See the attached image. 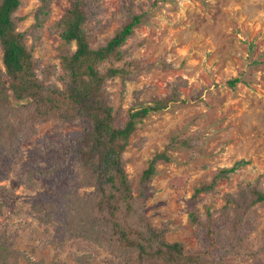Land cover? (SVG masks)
Masks as SVG:
<instances>
[{"label":"rangeland","instance_id":"374dc122","mask_svg":"<svg viewBox=\"0 0 264 264\" xmlns=\"http://www.w3.org/2000/svg\"><path fill=\"white\" fill-rule=\"evenodd\" d=\"M70 1L21 0L15 14L23 18L18 30L24 31L41 8L39 37H29L26 45L33 46L35 76L49 87L48 95L54 87L65 90L60 56L76 50L75 42L64 45L54 33ZM88 9L86 35L93 49L104 46L133 15L141 17L119 49L123 57L109 65L129 73L112 76L101 87L113 107V126L122 127L131 111L170 100L166 108L143 116L129 137L122 159L132 196L114 220L132 223L143 215L153 227L168 230V243H181L188 254L202 253L207 241L200 240L189 211L219 218L228 194L236 196L254 183L264 190V0H93ZM3 73L0 51V77L7 81ZM234 79L238 82L231 87ZM7 115L8 110H0V124L6 125ZM68 117L62 125L30 122V137L0 144V190L6 191L0 193V244L19 253L18 264H123L88 238L81 222L85 216L69 230L65 226L70 208L81 202L87 211L92 204L96 217L89 222L97 223L92 231L103 237L107 226L101 214L111 205L102 202L109 192L101 193L103 183L97 177L92 183L80 170L88 126L80 117ZM179 140L181 147H175ZM160 153L170 161L159 160L143 184L150 160ZM240 161L244 165L235 171L220 173ZM211 183L210 192L191 200L195 189ZM109 198L116 206L117 197ZM241 229L249 235L237 253L213 251L204 264H264V249H259L264 202L243 218Z\"/></svg>","mask_w":264,"mask_h":264},{"label":"trees","instance_id":"16d2710c","mask_svg":"<svg viewBox=\"0 0 264 264\" xmlns=\"http://www.w3.org/2000/svg\"><path fill=\"white\" fill-rule=\"evenodd\" d=\"M91 1L93 0H71L70 7L57 22L54 33L58 34L64 45L75 42L76 50L69 56H60L61 68L65 72L62 77L67 79L65 90L61 92L54 87L48 95L46 91L49 87L44 86L35 76L36 60L33 59L31 50L33 46L26 45L29 37L34 41L39 37L43 21L37 20V16L41 8L34 15V24L28 30L20 31L18 26L23 18L16 17L15 14L21 5V0H0V51L4 66L2 75L7 77V81H2L0 77V99H2L0 110H8L6 125L0 124V144H13L16 139L23 140L22 138L30 137L34 133L31 123L42 125L47 122H57L62 125L70 119L69 114L80 117L88 126L86 136L82 138L87 142L80 147L81 162L84 165L83 170H80L84 177L92 178V183L95 182L94 177H97L96 182L103 183L101 193L105 192L104 190L109 192L104 195L106 200L102 202L111 205L108 211L101 214V218L105 219L102 223L107 226L103 237L92 231L97 225L95 221L89 222L90 218L96 217V214L90 212L92 204L87 211L85 210L87 204L81 202L77 203V209L70 208L67 214L70 220L65 224L68 230L70 223L79 222L85 216L86 221L81 220V222L86 226L87 231L84 232L88 238L94 241L97 248L109 249L110 256L117 258L123 264H204V258L211 260L210 255L213 251L237 253L240 248L239 243L249 235L247 232H241L243 218L253 207L264 202V190L257 183L246 189L241 188L236 196L228 194L226 205L217 215L219 218H214V213L210 212H206L205 217L201 218L197 210L189 211L190 223L202 233L199 235L200 240L207 241L202 242V253L188 254L181 243H168L165 240L168 230L153 227L143 215L132 223L128 218L124 220L125 222L120 219L114 220L118 210L122 212L130 205L132 196L122 159L129 137L134 133L143 116L152 109L166 108L170 100L155 101L154 108L147 106L138 111H131L122 127L113 126V107L108 98L104 97L101 87L103 82L112 76L129 73L120 68H111L109 65L118 63L123 57L124 52H120L119 49L132 37L133 29L140 23L141 17L133 15L129 22L115 31L104 46L93 49L89 46L86 35V23L89 15L92 14V10L88 9V3ZM106 64L107 67L104 68ZM101 69H104L103 72L100 71ZM237 82L238 79H234L228 84L233 87ZM9 92H11L10 96ZM11 96L15 97V100ZM9 116L13 119L7 120ZM175 147H181L180 140ZM159 160L170 161L163 153L150 160L148 169L141 179L143 184L155 174V166ZM243 165V161L237 162L232 168L221 170L220 173L233 172ZM95 187L100 191V185L95 184ZM212 189L213 183L202 185L195 189L191 200ZM0 193L6 195L5 190H0ZM109 197H113V202L117 197L116 206L111 202L108 203ZM128 222L130 225L127 224ZM70 228L77 232V226ZM75 231L73 230L72 233ZM83 239L89 242L87 238ZM100 241L106 242L108 248ZM259 249L260 251L264 249L263 243ZM259 249L250 252L249 257L253 258ZM18 256L19 253L12 252L7 246L0 244V264H18Z\"/></svg>","mask_w":264,"mask_h":264}]
</instances>
